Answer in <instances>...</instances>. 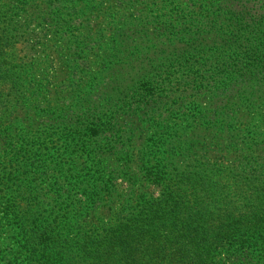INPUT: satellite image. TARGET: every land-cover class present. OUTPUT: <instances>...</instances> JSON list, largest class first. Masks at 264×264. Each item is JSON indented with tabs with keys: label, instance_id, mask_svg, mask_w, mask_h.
<instances>
[{
	"label": "trees",
	"instance_id": "16d2710c",
	"mask_svg": "<svg viewBox=\"0 0 264 264\" xmlns=\"http://www.w3.org/2000/svg\"><path fill=\"white\" fill-rule=\"evenodd\" d=\"M227 1L0 0V39L41 13L31 43L58 61L28 82L45 65L23 38L26 78L0 82V264H196L126 249L179 221L207 155L253 186L197 264H264V14Z\"/></svg>",
	"mask_w": 264,
	"mask_h": 264
},
{
	"label": "rangeland",
	"instance_id": "374dc122",
	"mask_svg": "<svg viewBox=\"0 0 264 264\" xmlns=\"http://www.w3.org/2000/svg\"><path fill=\"white\" fill-rule=\"evenodd\" d=\"M232 1L228 0L225 3L227 9L213 11L219 13L226 12L227 15H230L228 8H230ZM237 1H241V5H244L246 2V0ZM262 2L264 0H249L246 3L244 9L249 18L256 19L259 14H264V3ZM40 14L37 13L34 20H32V16H29L27 21H24V16L14 17L15 24L19 28L18 31H15V33L6 31V34L1 36L0 67L7 75V78H4L0 82L19 77L26 78L27 68L23 65L26 60V47L23 46L25 39L29 41L28 45L34 47L38 61L42 65H45L40 74L35 75L33 73L26 80L28 82H43L42 78L46 76L45 73L52 76L53 65L55 63L58 64L55 56L56 47H53V54L50 53L47 59L48 55L40 52L37 46L31 43L32 39L47 42L51 35L46 30L41 29L42 26H38ZM0 21L6 20L1 18ZM49 44L54 45V42L51 41ZM262 44L264 45V41ZM263 45L259 44L261 55L264 52ZM28 57L30 58V55ZM53 83L55 81L51 79L48 87ZM14 96L15 92L0 93V99L13 98ZM205 158L206 164L204 167H196L189 170L190 176L196 178L198 184L191 189L183 187V189H186L183 195L186 197L188 203L183 207L186 210L179 215V221H165L163 224L158 223L150 228L147 227L150 230L138 238L136 235L129 236L127 252L137 254L146 260H151V263L154 262L155 258L174 261L180 256L187 257L189 261H191L190 257L193 256L200 261L201 258L206 257L209 253H214L213 249L216 245H220L223 225L229 224L232 219H240L244 212L248 215L246 211L251 203L250 188H252L253 182L245 183L244 178L246 175L237 173L235 170L223 169V172L219 174L217 170H219L220 165H212L214 160L211 159L210 155H207ZM218 174L219 176L217 177ZM199 178H204L205 181H201ZM235 180L243 181V189L236 186ZM121 187H124L123 183H121ZM160 190V188L150 189V192H152L150 199L153 201L159 199ZM161 200L163 201V198ZM116 204L118 205L119 202L117 201ZM101 230L102 227L98 223H94L92 228L88 229L87 226L84 231L93 237H98ZM151 233L154 234V237H150ZM103 258L106 259L105 256ZM198 261H196V264ZM96 262L97 260H93V262H89L88 264H95ZM121 264L124 263L121 262Z\"/></svg>",
	"mask_w": 264,
	"mask_h": 264
}]
</instances>
